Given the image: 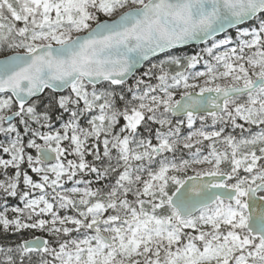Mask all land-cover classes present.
Returning a JSON list of instances; mask_svg holds the SVG:
<instances>
[{"label": "snow or ice", "instance_id": "snow-or-ice-1", "mask_svg": "<svg viewBox=\"0 0 264 264\" xmlns=\"http://www.w3.org/2000/svg\"><path fill=\"white\" fill-rule=\"evenodd\" d=\"M0 264H264V0H0Z\"/></svg>", "mask_w": 264, "mask_h": 264}, {"label": "trees", "instance_id": "trees-1", "mask_svg": "<svg viewBox=\"0 0 264 264\" xmlns=\"http://www.w3.org/2000/svg\"><path fill=\"white\" fill-rule=\"evenodd\" d=\"M201 47H203V45H201ZM195 49H194V47H192V48H185L184 49V51L187 53V52H191V51H194ZM198 69H200V70H202V67L201 66H198ZM131 82V81H130ZM68 186H71L70 184L68 185ZM33 235H42V233H40V232H26L25 233V236L27 237V238H30L31 236H33Z\"/></svg>", "mask_w": 264, "mask_h": 264}]
</instances>
